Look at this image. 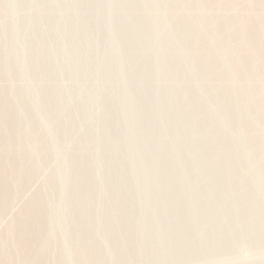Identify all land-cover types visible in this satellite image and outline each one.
<instances>
[{"label":"rangeland","instance_id":"obj_1","mask_svg":"<svg viewBox=\"0 0 264 264\" xmlns=\"http://www.w3.org/2000/svg\"><path fill=\"white\" fill-rule=\"evenodd\" d=\"M210 1L0 0V264H264V0Z\"/></svg>","mask_w":264,"mask_h":264},{"label":"bare ground","instance_id":"obj_2","mask_svg":"<svg viewBox=\"0 0 264 264\" xmlns=\"http://www.w3.org/2000/svg\"><path fill=\"white\" fill-rule=\"evenodd\" d=\"M212 1V0H211ZM210 1V2H211ZM204 59V58H203ZM233 91V90H232ZM231 93V92H230ZM233 93V92H232ZM203 95V94H202ZM226 122V121H225ZM208 126V125H207ZM254 126V125H253ZM236 130V129H235ZM252 130V129H251ZM257 132V131H256ZM215 136V135H214ZM199 144V143H198ZM18 179V178H17ZM4 188V187H3ZM6 199V198H5ZM34 226V225H33ZM52 235V234H51ZM48 238V237H47ZM11 247V246H10ZM31 256V255H30Z\"/></svg>","mask_w":264,"mask_h":264}]
</instances>
